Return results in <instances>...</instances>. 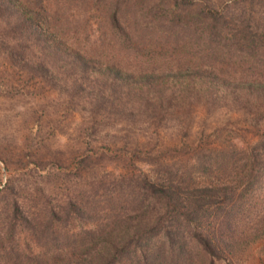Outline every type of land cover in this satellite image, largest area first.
Instances as JSON below:
<instances>
[{"label": "rangeland", "instance_id": "obj_1", "mask_svg": "<svg viewBox=\"0 0 264 264\" xmlns=\"http://www.w3.org/2000/svg\"><path fill=\"white\" fill-rule=\"evenodd\" d=\"M122 2L123 25L141 42L133 53L127 47L117 48L120 43L101 9L80 0L44 4L48 13L60 11L63 17L74 18L79 40H84L80 48L92 50L95 68L110 61L123 70L152 73L158 80H175L180 75L173 72L179 67L198 62L215 73L241 71L248 64L245 56L239 57L246 51L241 48L244 36L254 33L264 40V0ZM19 42L17 30L0 25V264H20L22 255L46 251L42 242L48 233L62 240L66 232L106 224L110 214L103 198L125 193L130 176L166 164L180 165L210 145L253 143L256 130L264 128V101L259 98L227 111L193 95L178 108L175 94L159 103L154 99L158 91L146 86L144 94L152 102L131 96L112 106L107 88L100 91L93 83L97 76L87 75L92 84L88 96L72 88L71 78L64 75L68 68L50 62L48 75L46 67L34 63L32 47L22 48ZM58 70L63 72L61 79ZM240 71L235 76L243 74ZM259 78L264 81V76ZM173 84L168 83L169 91ZM255 113L257 125L252 121ZM191 173L192 181L203 180ZM96 198L99 215L94 220L86 221L72 211L66 214L70 202L74 203L70 208L78 210L81 202ZM51 209L57 215L46 222L44 215ZM25 215L42 220L34 236L26 230L28 223L23 224ZM232 264H264V240L253 243Z\"/></svg>", "mask_w": 264, "mask_h": 264}, {"label": "trees", "instance_id": "obj_2", "mask_svg": "<svg viewBox=\"0 0 264 264\" xmlns=\"http://www.w3.org/2000/svg\"><path fill=\"white\" fill-rule=\"evenodd\" d=\"M80 1L103 11L114 40L120 43L118 49L127 47L126 50L133 53L137 44H141L123 25L122 0ZM44 3L45 0H0V25L19 32L20 46L32 47L34 63L46 67L48 75L52 71L50 62L51 66L68 68L69 72L64 75L71 78L75 90L87 95L91 93L92 84L86 78L93 75L97 76L93 83L99 85L98 90L103 91L105 86L112 106L116 107L131 96L141 97L146 103L151 101L144 94L147 93L146 86L158 91L154 99L159 103L174 99L175 94L180 101L178 108H184L186 97L193 95L201 97L206 105L212 101L220 110L227 111L248 106L258 98L264 101V81L259 78L264 76V53L260 52L264 40L254 33L243 38L241 48L246 51L239 57L245 56L248 64L245 63L241 71L230 68L229 72L215 73L204 68L203 62H198L179 67L173 73L180 76L173 77L175 80L171 82L158 80L152 73H142V70H123L110 61L100 62L95 68L91 64L96 60L92 50L80 48L84 40H79L77 25L72 22L74 18L63 17L60 11L48 13ZM68 40L79 47L69 45ZM237 71L243 74L235 76ZM58 73L61 79L63 72L58 70ZM191 73H198V77L194 78ZM168 83H174L170 91ZM168 92H173L171 97L166 96ZM155 104L153 101L152 105ZM254 115L256 113L252 121L257 125L258 119ZM255 135L257 139L253 143L210 145L180 165L166 164L130 176L131 183L124 199V192L115 196L106 194L103 198L110 214L106 224L66 232L62 240L48 233L47 240L42 242L46 251L34 256L22 255L19 263H234L249 246L264 240V128L256 130ZM191 171L197 172L203 180L192 181ZM97 201L98 198L94 202H81L78 210L70 208L74 205L70 202L66 214L69 216L72 211L86 221H92L99 215ZM12 204L13 212H16L15 200ZM55 215L57 212L51 209L50 215L46 212L43 219L48 222ZM30 221L33 224L30 225ZM23 222L24 226L28 223L26 230L34 236L42 220L25 215Z\"/></svg>", "mask_w": 264, "mask_h": 264}]
</instances>
